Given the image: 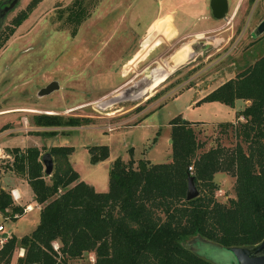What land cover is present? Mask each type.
Listing matches in <instances>:
<instances>
[{
    "label": "rangeland",
    "instance_id": "obj_1",
    "mask_svg": "<svg viewBox=\"0 0 264 264\" xmlns=\"http://www.w3.org/2000/svg\"><path fill=\"white\" fill-rule=\"evenodd\" d=\"M30 1L18 0L0 21L2 36L13 17ZM74 1L44 0L1 44L0 138L39 129L48 131L34 125V114L88 118V125L51 128L50 131H58L57 136L44 139L42 149L48 151L51 145L73 146L75 152L69 157L72 166L96 191L101 190V183L107 191L109 166L117 158L124 162L131 158L153 164L171 162L170 122L178 115L191 123L208 124L192 127L202 145L198 154L218 144L231 150L240 142L234 129L216 123L234 121L245 102L236 100L230 108L218 102L199 101L264 55V34H255L264 20V0H228L229 13L223 20L212 16L210 0H79L76 5ZM166 14L172 16L176 35L163 39L126 75L122 63L147 34L161 33L156 20ZM158 42L154 39L151 45ZM186 47L193 51L187 61L166 78L145 87L147 93L141 98L129 96L130 91L141 89V80L146 78L148 84L149 80H156L164 63ZM158 59L164 61L159 66ZM51 81H56L60 89L39 97V91ZM120 89L123 90L114 94ZM79 106L82 108L76 109ZM9 110L15 112L5 114ZM6 125L15 132H2ZM109 127L113 130L109 131ZM34 141L30 137L24 143L34 146ZM106 145L111 161L92 164L88 148ZM5 150H0L1 176L11 171L13 162ZM214 183V199L229 204L236 196L235 177L216 173ZM195 186L200 192L202 186ZM3 215L0 214V222L16 235H29L36 228L28 224L30 218L16 224L8 213ZM198 241L197 237L188 238L184 245L212 264H233L232 255L225 249L209 243L196 245ZM16 253L19 255L18 250ZM67 264H95V255L87 253Z\"/></svg>",
    "mask_w": 264,
    "mask_h": 264
},
{
    "label": "trees",
    "instance_id": "obj_2",
    "mask_svg": "<svg viewBox=\"0 0 264 264\" xmlns=\"http://www.w3.org/2000/svg\"><path fill=\"white\" fill-rule=\"evenodd\" d=\"M8 0H0V8ZM44 0H31L0 33V46L29 19ZM79 0L73 2L79 4ZM77 19V15L75 14ZM236 100L251 101L238 113L244 121L220 123L234 129L240 142L233 149L217 145L198 154L194 123L171 120L172 160L153 164L121 158L109 168L108 191L97 192L81 180L69 160L73 146H37L6 149L12 156L11 171L27 179L35 201L42 205L40 220L30 235L10 236L0 248V264H10L20 248L16 264H67L94 253L95 264H212L184 245L201 238L223 248L253 247L264 239V55L235 78L224 82L199 102H220L230 108ZM90 120L34 114L37 127L63 128L88 125ZM236 124V125H235ZM10 129L6 125L1 131ZM33 131L30 134L57 135ZM156 140H154L155 142ZM245 145V148L243 147ZM133 149L129 150L132 153ZM92 164L107 160L109 147L88 148ZM49 153L53 173L45 175L41 161ZM192 168L189 170V168ZM216 173L235 177L236 196L229 204L214 199ZM202 186L197 198L187 200L188 179ZM9 211V212H7ZM9 192L0 188V212L22 214ZM57 244L58 248L54 249Z\"/></svg>",
    "mask_w": 264,
    "mask_h": 264
},
{
    "label": "crops",
    "instance_id": "obj_3",
    "mask_svg": "<svg viewBox=\"0 0 264 264\" xmlns=\"http://www.w3.org/2000/svg\"><path fill=\"white\" fill-rule=\"evenodd\" d=\"M154 20H156V19H154ZM156 23L159 24V28L161 29V33H157L156 32L154 34H151V33L149 35L147 34L146 37L143 40H141L139 46L136 49H134L128 55L127 59L122 63V64H125V66H126V75L130 71L134 70L136 68V66L139 65L140 62H142L149 55L150 51L153 50V48H156V47L160 46L162 44V42H163V39H165V38H171L172 36H175L176 35L175 30H174L175 28L173 26L172 16L170 14H166L164 16L159 17L156 20ZM154 39H159V42L157 44H155V45H151V43H152V41ZM163 62L162 61L160 62V60L158 59V62H157V63H159L158 66L161 65ZM146 85H148V81L145 78V79L141 80V83L139 84L138 87H140L141 88L140 90H142V89H144L146 87ZM196 87H198V86H196ZM122 90L123 89H120L118 91H115L114 94L115 93H118L119 91H122ZM146 93L147 92H145V94ZM204 97H202V98H204ZM105 98H103L101 100H98L97 102H95V104L96 103L99 104V102H101L102 100H105ZM244 102L246 104L245 107L249 106L250 103H251V101H244ZM218 103H220V102H218ZM222 105H224V104H222ZM224 106H226V105H224ZM226 107H228V106H226ZM79 108H82V106L81 107L79 106L76 109H79ZM242 110H240V111H242ZM15 111H28V110H25V109H17ZM15 111L9 110V111H4V112H6L5 114H8V113H12V112H15ZM240 111H237L235 120L232 121V122L236 123L238 121H240V122L244 121V119H242V117H239L238 118V113ZM1 112L2 111H0V113ZM34 112H37V111L34 110ZM232 122H218L216 124H220V123H232ZM196 125L202 126V125H208V124L207 123H203V122H196V123H194V126H196ZM15 130H8L7 129V130H4V132H5V134H11L12 132H15ZM54 130H56V129H54ZM37 131H40V132H50V129L48 131L47 130H40V129L37 130ZM56 136L57 135H55V137ZM30 137L36 139V141H34V146H37L40 149L43 148V147H45V145H44V139L50 138L47 135H36V134L33 135V134H30V133L29 134L28 133H21L20 135H17L15 137H8V138L5 137V136H3L2 138H0L1 139L0 140L1 141L0 142V144H1L0 145V150H2L3 148L13 149V148L19 147L21 149H25V148H29V147H34V146H26V144L24 143L25 140L27 138H30ZM18 143H21V144L18 145ZM51 146H49V148H51ZM109 156H110V154H109ZM108 158H107V160L108 161H111V159H108ZM107 160L104 161V162H108ZM104 162H100V163H104ZM100 163H98V164H100ZM98 164H94V165H98ZM1 175L2 174H0V177H1L0 178V188L4 189L5 191H7L9 193L11 191H13L14 192V196L16 198V200L12 199L14 205L15 206H19V207H21L23 209L22 214H18V215L16 214V215H14L15 218L17 219V221H13V222H16V224H17L19 222V220H21V219L26 218V220H27L28 218H30L27 221L28 224L29 225H33V227H36L37 224L39 223V220H40L39 213H40V210L42 208V205H40L39 203H37L35 201V197L33 195V192L31 190V187H30L27 179H25L24 177L18 176L13 171H10L8 173H5L3 176H1ZM80 179L82 180L81 177H80ZM101 185H103L102 188H101V190H98L97 189V192H107L108 191V188H107V191H106V186L104 185V183H101ZM26 207H30V209L28 211H25L24 212V209ZM7 212H9V211H7ZM0 214H1V216L4 217V215L1 212H0ZM9 219H11V218H9ZM1 224L2 223L0 222V225ZM2 225L4 226V229H5L6 232H10L9 233L10 236L15 235L17 238L23 237L21 235L14 234V231L12 229L6 228V226L4 224H2ZM2 235H4V232H0V236H2ZM18 252H19V255H17V253H15L14 256H13V258H12V260H11V262L14 261L15 264L17 263V260L19 259V257H22L24 255V250L23 249L20 248L18 250Z\"/></svg>",
    "mask_w": 264,
    "mask_h": 264
},
{
    "label": "water",
    "instance_id": "obj_4",
    "mask_svg": "<svg viewBox=\"0 0 264 264\" xmlns=\"http://www.w3.org/2000/svg\"><path fill=\"white\" fill-rule=\"evenodd\" d=\"M17 3L18 0H12L9 6L0 9V21H3L6 18L5 16L9 12H11L12 9L16 7ZM209 8L210 11L212 12V16L215 19L223 20L227 18V15L229 13V2L228 0H210ZM255 34L257 36H261L264 34V20L256 27ZM59 89L60 88L58 83L56 81H51L48 85H46L39 91L38 96L46 97L48 95H51V93L58 91ZM41 161L43 162L44 165L45 175L50 176L53 173L54 160H52L51 155L49 153H45L42 155ZM187 186H188L187 200H192L197 198L199 192L196 189L193 177H190L188 179ZM9 233L10 232L4 233L2 237L9 238ZM199 241L196 242V245L198 243H209L201 238H199ZM223 249H225L232 255V258L234 260L233 264H264V239L261 242L254 244L253 247H236V248H223ZM193 251L196 252V250Z\"/></svg>",
    "mask_w": 264,
    "mask_h": 264
},
{
    "label": "bare ground",
    "instance_id": "obj_5",
    "mask_svg": "<svg viewBox=\"0 0 264 264\" xmlns=\"http://www.w3.org/2000/svg\"><path fill=\"white\" fill-rule=\"evenodd\" d=\"M192 55H193V51L188 47L183 49L181 52L175 54L172 59H170L166 63H164L162 69L159 70V73L158 72L156 73V75H158V76H157L156 80H154L155 82L150 80L149 84L146 85V87L148 88L149 86H151V84H153V82L157 83L158 80H162V79L166 78L168 76V74L173 72L174 68L179 67V65H181L185 61H187ZM144 94H145L144 89L129 92V96L136 97V98L141 97Z\"/></svg>",
    "mask_w": 264,
    "mask_h": 264
},
{
    "label": "built area",
    "instance_id": "obj_6",
    "mask_svg": "<svg viewBox=\"0 0 264 264\" xmlns=\"http://www.w3.org/2000/svg\"><path fill=\"white\" fill-rule=\"evenodd\" d=\"M108 129H109V131H112V130H113L112 127H109ZM2 157H3V158H6V159H9V160L11 159L10 156H5V155L3 156V155H2ZM191 169H192V168L190 167L189 170H191ZM9 194H10V196H11L12 199L16 200L13 191H11ZM29 209H30V207H26V208L24 209V212H25V211H28ZM0 232L8 233V232L5 231L4 226H3L2 224L0 225ZM9 237H10V234H9ZM7 239H8V238H3L2 236H0V248L3 246V244L5 243V241H6ZM57 248H58V246L55 244V245H54V249H57Z\"/></svg>",
    "mask_w": 264,
    "mask_h": 264
},
{
    "label": "flooded vegetation",
    "instance_id": "obj_7",
    "mask_svg": "<svg viewBox=\"0 0 264 264\" xmlns=\"http://www.w3.org/2000/svg\"><path fill=\"white\" fill-rule=\"evenodd\" d=\"M11 2H12V0H8V1H7V2H6V3H5L0 9H2V8L6 7V6H9V5L11 4ZM186 48H187V47H186ZM183 49H185V48H183ZM183 49H182V50H183ZM182 50H181V51H182ZM181 51H180V52H181Z\"/></svg>",
    "mask_w": 264,
    "mask_h": 264
}]
</instances>
